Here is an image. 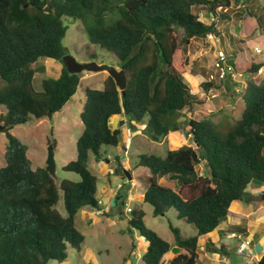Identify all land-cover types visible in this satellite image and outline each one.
<instances>
[{
    "label": "trees",
    "instance_id": "trees-1",
    "mask_svg": "<svg viewBox=\"0 0 264 264\" xmlns=\"http://www.w3.org/2000/svg\"><path fill=\"white\" fill-rule=\"evenodd\" d=\"M242 3L0 0V108L5 109L0 114V133L7 141L0 168V264L62 262L68 248L80 249L84 237L75 219L83 210L100 207L96 199L98 178L88 170L89 154L99 162L102 147H118L121 131L112 130L109 120L120 114L146 125L149 139L155 142H162L184 125L188 127L187 134L196 147L167 144L164 157L142 156L139 165L150 171L142 201L152 206L153 216L171 208L178 219L196 229L195 235L183 238L178 229L170 227L177 252L168 264L196 263L198 238L212 233L225 220L233 201L252 200L247 192L250 183H264V74L256 78L264 62L238 66L228 59L235 75L250 76L242 90L243 110L238 120L230 125L226 115L214 121L211 114L197 121L182 112L199 100L183 80L180 46L194 39L205 40L208 34L218 39L215 25L219 20H230L228 11L233 4L240 5L238 20L248 12L262 28V21ZM201 7L212 18L209 24L196 11ZM68 19L82 26L89 44L115 55L119 70L125 73L126 88L122 94L108 76L101 88L85 89L76 158L61 168V177L55 180L45 167L31 169L27 146L11 130L32 118L47 117L48 112L59 113L75 95L84 72L69 73L62 63L67 53L63 45L67 26L63 22ZM253 29L250 26L251 32ZM41 58L59 62L62 69L58 78H45L36 90L32 65ZM219 82L233 98L238 85L235 78L225 74ZM212 85L205 82L201 87L207 91ZM115 160L122 168L118 155ZM197 166L204 167L203 174H198ZM163 177L174 181L177 190L161 185ZM120 190L116 199L121 198ZM60 202L63 212L57 208ZM129 213L128 225L145 243L143 263L160 264L170 244L144 225L142 211L130 209ZM231 230L245 235L238 226ZM258 264H264V255Z\"/></svg>",
    "mask_w": 264,
    "mask_h": 264
},
{
    "label": "rangeland",
    "instance_id": "rangeland-1",
    "mask_svg": "<svg viewBox=\"0 0 264 264\" xmlns=\"http://www.w3.org/2000/svg\"><path fill=\"white\" fill-rule=\"evenodd\" d=\"M239 6V4H233L228 11L230 20H219L216 23L215 27L220 33L219 41L215 38L194 39L188 45L180 46L183 50V80L189 86L191 94L199 100V103L193 104L191 108L183 109L182 112L188 119L199 121L212 114L213 120L217 121L218 119L223 120L222 116L226 115L232 125L235 120L240 118L243 110L241 94L250 76L245 78L239 74L235 75V82L238 85L233 90V98L230 97V93L227 94L221 87L219 75L214 68L216 52L219 50L225 52L229 55L228 59L238 66L264 62V0H243L241 5L248 8L257 19L262 21V28L257 26L256 19L250 17L248 12H244L242 18L238 20ZM196 11L206 24L212 21L205 8L201 7ZM63 23L67 26V32L63 39L66 55L73 57L78 63L93 61L98 65L112 66L119 70L115 55L97 45L89 44L86 34L82 32V26L78 22L68 19ZM250 26H253L254 31L251 32ZM176 34L179 37L182 36L179 30L176 31ZM255 47L260 48L262 53L256 54ZM32 68L35 71L33 86L36 90H40L41 82L45 78H58L62 64L41 58L32 65ZM261 70L260 73L263 72ZM107 77V73L103 71L84 72L75 95L59 113L52 115L51 118L44 117L40 120L32 118L26 124L17 125L11 130V134L27 146L26 155L31 169L45 167L47 148L54 146L56 174L57 177H61V168L76 158L75 144L83 130L80 111L85 103V89L101 88ZM205 82L213 84L207 91L201 87V84ZM4 113L5 109L0 108V114ZM123 117L129 121L126 116ZM119 121L118 117L109 120L110 128L120 129L122 144L118 147H102L100 149L102 161H108L107 163L104 161L105 166L102 165L104 166L102 168L95 161L94 156L89 154L88 170L98 178L96 199L103 202L100 209H104L106 214L97 216L94 214L95 211L86 210L84 211L88 213H84L86 219H81L82 215H78L75 219L76 228L83 235L84 244L80 246L79 250L68 248L67 258L64 261H50L48 264H144L141 258L144 254L145 243L139 232L128 225L131 214L126 212L127 208L134 212L142 211L144 225L167 241L176 252L177 248L170 227L178 229L183 238H189L195 233V227L178 219L175 210L170 208L163 215L153 216L152 206L143 203L140 198L147 188L150 176V171L139 165L140 157L151 154L164 157L168 148L167 144L176 148L196 147L191 136L187 134L188 127L182 126L176 133L167 136L164 139L165 143L164 141L160 143L149 139L146 125L131 121V125L124 123L121 127L118 125ZM2 123L0 119V125ZM132 131L135 133L133 134ZM6 142L5 135L0 133V168L4 166L3 155ZM122 147L126 148L125 152L121 150ZM117 155L121 161H124V165L120 169L115 160ZM196 170L201 175L204 172V167L197 166ZM127 175L130 176V180ZM68 178L76 179L72 175H69ZM107 180L109 189L112 191L116 190L119 184L123 185V189L120 190L121 198L115 199L116 193V196L110 198V196L108 197L110 193L103 194L101 192V185L104 184L102 182L106 183ZM159 183L165 187L176 189L175 182L167 177L160 178ZM57 208L63 212L61 202ZM223 241L229 252L236 253L232 258V261H235L238 258L240 241L235 243L233 239L226 238ZM173 250L171 249V253ZM240 253L238 252V255Z\"/></svg>",
    "mask_w": 264,
    "mask_h": 264
},
{
    "label": "crops",
    "instance_id": "crops-1",
    "mask_svg": "<svg viewBox=\"0 0 264 264\" xmlns=\"http://www.w3.org/2000/svg\"><path fill=\"white\" fill-rule=\"evenodd\" d=\"M263 31H264V29H263ZM263 34H264V32H263ZM255 49L260 50V53H258V54L262 53V50L260 48L255 47ZM260 70L263 72H261V73L259 72L258 74L263 75L262 73H264V67H261L259 69V71ZM243 77H245V76H243ZM123 116H125V115L124 114H120V116L115 115V116L111 117L110 120L112 118L114 119V118L118 117L120 119L119 124H118L119 126L122 127V124H124V123H127V125H131V121H127V119L124 118ZM114 126H115V124H114ZM111 129L115 130L118 128L112 127ZM132 133L134 134L135 131H132ZM170 135H172V134H170ZM168 141H169V139L167 140V142ZM164 143H165V141H164ZM121 144L122 143L119 142L118 146H121ZM125 149L126 148H124V147L121 148V150L123 152H125ZM104 161H106V163L108 162L107 160H104ZM104 161H102V158H101L100 161L98 162V165H100L102 168L105 166ZM119 161H120L121 166L124 165V161H121V158H119ZM102 165H104V166H102ZM130 179H128V180H130ZM102 183H104V184L101 185V188H100L101 192L103 194H109L110 193L108 195V197L110 196V198L113 196H116L118 191L121 188H123V185L119 184L117 186L116 190L112 191L111 189H109V186H108L109 181L108 180L106 181V183L104 181ZM176 189H177V187H176ZM176 189H174V190H176ZM247 192L250 194V197L252 199L251 201H249L247 203L241 202L239 200L233 201L230 204V207L228 209V214H227L225 220L222 221L212 233L200 236L198 238L197 260H196L195 264H254V263L258 264L259 260L264 255V201H262L264 199V183L261 185H255L254 183H250L249 186L247 187ZM142 197H143V195L140 196L141 199H142ZM114 198L116 199V197H114ZM98 203L100 206L103 204V202H100V201H98ZM100 208L101 207H99L98 210L97 209L93 210V211H95L94 214H96L97 216H101V214L105 215L106 214L105 210L104 209L102 210ZM127 209H129V208H127ZM84 211H86V210H83L79 214V215H82L81 219H84V218L86 219V216L84 215V213H86V212H84ZM126 212L129 213L127 210H126ZM86 214H88V213H86ZM233 226L240 227L241 230H243V232L245 233V235L239 234L235 230H231V228ZM195 234H196V229H195L194 235ZM231 234L239 236V238L238 237H236V238L231 237ZM224 238L233 239L235 243H236V241L237 242L240 241L239 242L240 246L238 248V252H241V253L238 255V252H237L238 258L236 257L237 259L235 261H232V258L235 256L234 254H236V253L229 252L226 249V245L223 243ZM245 241H248L249 245H245ZM208 243L210 245L208 248H206ZM171 249L173 250V248H171V245H170V250H169L168 254H166L164 257H162L160 264H168L169 263L170 258L175 254L174 252H176L173 250V252L171 253ZM144 252H145V249H144ZM239 259H241V260L238 261ZM244 260H247V261H244Z\"/></svg>",
    "mask_w": 264,
    "mask_h": 264
},
{
    "label": "water",
    "instance_id": "water-1",
    "mask_svg": "<svg viewBox=\"0 0 264 264\" xmlns=\"http://www.w3.org/2000/svg\"><path fill=\"white\" fill-rule=\"evenodd\" d=\"M62 63L65 66L67 72L73 74H79L82 72H106L109 77H111L120 92H124L126 88V76L123 70H117L112 66H103L98 65L93 61L85 62V63H78L73 57L69 55H65L62 58ZM51 112L47 113V117L51 118ZM45 171L55 180H57V167L54 158V149L52 146H48L47 148V157L45 161ZM128 179L130 176L127 175Z\"/></svg>",
    "mask_w": 264,
    "mask_h": 264
},
{
    "label": "built area",
    "instance_id": "built-area-1",
    "mask_svg": "<svg viewBox=\"0 0 264 264\" xmlns=\"http://www.w3.org/2000/svg\"><path fill=\"white\" fill-rule=\"evenodd\" d=\"M207 38L208 39H212V38H215V37H213L212 35L208 34ZM217 41H218V39H217ZM255 52L258 54V53H260V50L259 49H255ZM214 68H215L216 72H218V75H219L220 78H223L225 76V74H230L231 77L235 78L233 67L229 64V60H228V58L226 57V55H225V53L223 51L219 50L218 52H216ZM127 211L129 212L130 209H127ZM231 237H235V238L238 237L239 238V236H236L234 234H231ZM245 245H249V242L245 241Z\"/></svg>",
    "mask_w": 264,
    "mask_h": 264
}]
</instances>
